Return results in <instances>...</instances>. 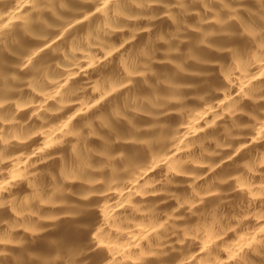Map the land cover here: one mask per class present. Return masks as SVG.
Instances as JSON below:
<instances>
[{
    "label": "bare ground",
    "instance_id": "obj_1",
    "mask_svg": "<svg viewBox=\"0 0 264 264\" xmlns=\"http://www.w3.org/2000/svg\"><path fill=\"white\" fill-rule=\"evenodd\" d=\"M0 264H264V0H0Z\"/></svg>",
    "mask_w": 264,
    "mask_h": 264
}]
</instances>
